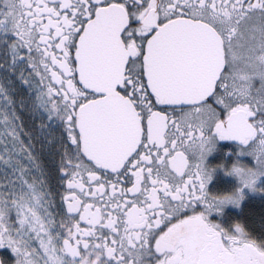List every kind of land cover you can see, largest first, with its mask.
Returning <instances> with one entry per match:
<instances>
[{"label": "snow or ice", "instance_id": "obj_1", "mask_svg": "<svg viewBox=\"0 0 264 264\" xmlns=\"http://www.w3.org/2000/svg\"><path fill=\"white\" fill-rule=\"evenodd\" d=\"M214 138L264 143V0H0L11 264H264V235L208 221L264 193V156L210 195Z\"/></svg>", "mask_w": 264, "mask_h": 264}, {"label": "flooded vegetation", "instance_id": "obj_2", "mask_svg": "<svg viewBox=\"0 0 264 264\" xmlns=\"http://www.w3.org/2000/svg\"><path fill=\"white\" fill-rule=\"evenodd\" d=\"M214 142V149L205 157V166L212 167L223 164V169L219 167L213 168L212 179L207 184L206 190L210 195H221L230 193L238 187L237 179L234 176L226 175L225 169H227L234 160H239L250 167L254 166V161L250 156L238 154L242 148L238 141L219 140L218 138H214ZM243 159L245 161H243ZM256 187H264V176L258 178ZM243 197L239 206L228 204L225 205L219 213L215 211L209 213L208 221L217 223L226 230H231V226L239 222L253 238H259L256 231L248 229L244 224V217H247L249 209H254L258 206L264 207V193L249 191L245 188L243 189ZM197 210H202V206H198ZM0 258H4L8 264H11V262L15 260L14 255L7 246L0 248Z\"/></svg>", "mask_w": 264, "mask_h": 264}, {"label": "clouds", "instance_id": "obj_3", "mask_svg": "<svg viewBox=\"0 0 264 264\" xmlns=\"http://www.w3.org/2000/svg\"><path fill=\"white\" fill-rule=\"evenodd\" d=\"M250 151L252 154L253 161L255 162V158L257 155L264 156V143L257 141ZM234 168L239 169V174L233 171ZM225 171L229 172L231 176H234L237 179L238 184H240L242 180L247 179L249 175L252 172H255L256 170L246 164H243L239 160H234L233 163L227 169H225ZM230 194L234 197L236 195L235 193ZM241 227L243 228L242 224Z\"/></svg>", "mask_w": 264, "mask_h": 264}, {"label": "trees", "instance_id": "obj_4", "mask_svg": "<svg viewBox=\"0 0 264 264\" xmlns=\"http://www.w3.org/2000/svg\"><path fill=\"white\" fill-rule=\"evenodd\" d=\"M244 222L247 228L256 231L260 238L264 235V207L258 206L254 209H249L247 217H244Z\"/></svg>", "mask_w": 264, "mask_h": 264}, {"label": "rangeland", "instance_id": "obj_5", "mask_svg": "<svg viewBox=\"0 0 264 264\" xmlns=\"http://www.w3.org/2000/svg\"><path fill=\"white\" fill-rule=\"evenodd\" d=\"M243 161H245V160L243 159Z\"/></svg>", "mask_w": 264, "mask_h": 264}]
</instances>
